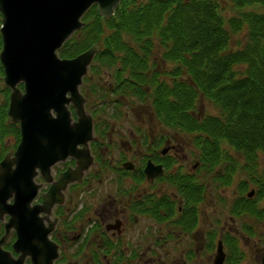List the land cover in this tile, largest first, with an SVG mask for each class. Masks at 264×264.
<instances>
[{
  "label": "flooded vegetation",
  "instance_id": "af4514ba",
  "mask_svg": "<svg viewBox=\"0 0 264 264\" xmlns=\"http://www.w3.org/2000/svg\"><path fill=\"white\" fill-rule=\"evenodd\" d=\"M158 55L148 76L166 84L188 79L185 71L170 74L168 62ZM93 60L78 87L92 121L94 139L88 143L92 162L80 180L59 191L61 203L48 216L54 222L50 233L57 246L54 264H203L199 255L204 264H264V239L261 233L250 236L255 235L254 224L250 213L238 205L239 190L224 212L225 223H214L218 228L208 230L198 244L205 205L218 212L214 200L224 191L205 174L203 145L187 144L195 159L189 167L184 164L182 142L176 138L180 128L163 123L147 97L142 102L139 80L130 79L128 70L116 72ZM141 106L146 110L141 112ZM68 109L77 121L75 108L69 104ZM142 113L155 117L160 132L145 128L146 123L126 122ZM75 166L72 156L57 162L50 169L52 179ZM34 181L40 187L32 204L41 203L50 186L39 171ZM232 181L234 176L228 186ZM259 225L264 229V222ZM170 242L174 245L169 248ZM161 251L163 258L158 256Z\"/></svg>",
  "mask_w": 264,
  "mask_h": 264
},
{
  "label": "trees",
  "instance_id": "16d2710c",
  "mask_svg": "<svg viewBox=\"0 0 264 264\" xmlns=\"http://www.w3.org/2000/svg\"><path fill=\"white\" fill-rule=\"evenodd\" d=\"M222 2H229L235 15L226 17ZM81 20L84 25L58 56L72 58L97 44L94 63L130 71L129 78L139 80L142 102L147 97L163 123L196 135L194 142L205 153V174L215 187L230 183L233 159L241 154L238 205L264 222V203L256 205L264 200V163L258 161L264 155V0H120L112 16H99L92 5ZM240 31L242 46L232 49ZM157 54L173 64L170 74L185 71L188 79L166 84L148 76ZM242 63L245 76L237 69ZM2 76L0 64V160L19 142L18 124L7 122L9 89ZM199 94L219 109L216 115L192 114ZM248 187L255 192L253 200L245 198ZM13 240L14 235L3 247L10 250Z\"/></svg>",
  "mask_w": 264,
  "mask_h": 264
},
{
  "label": "water",
  "instance_id": "95a60500",
  "mask_svg": "<svg viewBox=\"0 0 264 264\" xmlns=\"http://www.w3.org/2000/svg\"><path fill=\"white\" fill-rule=\"evenodd\" d=\"M119 1L0 0L7 122L19 128L15 149L0 160V264H54L57 258V246L48 237L54 222L48 216L61 203L59 191L80 180L92 162V121L78 87L99 46L92 44L72 58L59 57L57 50L84 25L81 18L91 5L97 6L99 16L109 17ZM68 156L76 160L75 168L53 180L51 167ZM38 171L50 186L41 203L32 204L40 187L34 181ZM11 230L15 239L6 250L2 246Z\"/></svg>",
  "mask_w": 264,
  "mask_h": 264
},
{
  "label": "rangeland",
  "instance_id": "374dc122",
  "mask_svg": "<svg viewBox=\"0 0 264 264\" xmlns=\"http://www.w3.org/2000/svg\"><path fill=\"white\" fill-rule=\"evenodd\" d=\"M222 9H223V14L226 17L235 15V12L237 11V10H235V8L231 7V4L229 2L223 3V8ZM250 9H251V7L247 8V10H250ZM243 39H244L243 31H240L238 33H234V36H233V39H232V42H231V48L235 49V48L239 47V45L242 44ZM240 46H242V45H240ZM57 55H58V53H57ZM158 56L160 57V59H162L160 54ZM167 64H168V68H172L173 67V64H171V62H168ZM237 67H238L237 69L240 72H242L244 74V76H245L246 74H245L244 70H242V69L246 68L247 64L246 63H242L241 66H237ZM145 110H146V108H143V106H141L140 111L143 112ZM218 112H219V109L217 107H215L211 103L210 100H208L207 98H204L203 96H201V94L198 95V101L196 102L195 108L192 110V114H194L196 117H199V116H202L203 114L216 115ZM132 121H134L136 123H139V124H140V122L146 123V127L145 128L151 127L153 132H157V133L160 132V127H159V125L156 124V119L153 116H148L147 117L146 114L142 113V117L139 118V119H126L127 123L132 122ZM178 133L179 134L176 135V138L179 141L182 142V147H183V149H182V153H183L182 155L183 156L182 157L184 158L186 156V158H184L185 159L184 164H186L189 167L191 162H192V160H194L195 158L192 156L193 147L192 146L190 147L187 144H191L192 142H194V139H195L196 135L193 134V133H188V132H186L185 130H182V129H179ZM126 138H127V136H126ZM229 149H231V147L227 148V150H229ZM11 151H13V149ZM240 161H242L244 163L243 156L241 154L237 153V157L235 159H233V165H234V167L236 169V172L234 173V181L231 182L230 186L225 185V186H221L219 188L220 190L224 189V191L222 192L223 196L221 197V195L219 194V198L218 199L216 198L214 200L215 203H216L215 206H218L219 211L218 212L217 211H213V206L209 207V204L205 205L206 212L203 214V221H201V226H200L202 229H201V231H198V235H197V242H198L199 245H201V240L205 236V234H206V232L208 230L214 229V227L218 228V225L214 224V223H216L219 220H220L219 222L225 223L226 219L224 217L227 218V215L224 214V212L227 211V210L229 211V208H230V205H231V201L233 202L234 198L237 196L236 194H238V182H239L238 180L239 179L241 180V178L238 177V179H236L235 177L238 175L237 171H238V164H239ZM258 161L261 162V164L264 163V155L263 154H259L258 155ZM218 167L220 168V171L222 173L225 172L226 168H225L224 165H219ZM226 186H228V187H226ZM235 186H237L236 190L234 189ZM208 190H209V188H208ZM233 191H235V194L233 193ZM248 191L250 193L246 192L247 194H245V196H247V195H248V197L254 196V194L251 193L252 190H250V187H248ZM85 198H86V196L84 197V199ZM220 198H222L221 199L222 201H220ZM252 215L255 216V217L254 216L252 217L253 224H254V229L252 231H253V233L255 235H250V236L251 237H258V233H261L262 234L261 238L264 239V229H262L261 226L259 225V221H258L259 217L256 214H252ZM239 223H240L239 221H236V224L238 226H239ZM12 235H14L13 230H11L10 233L8 234V236L6 237L5 242L3 243V245L9 240V238ZM48 237L50 239V234L48 235ZM172 245H174V242H170L168 244L169 248ZM162 252L163 251H161V253H159V255H158L160 258H163V255H164V253H162ZM198 258H199V263H203L204 264V261L201 259L202 258L201 255H199Z\"/></svg>",
  "mask_w": 264,
  "mask_h": 264
}]
</instances>
